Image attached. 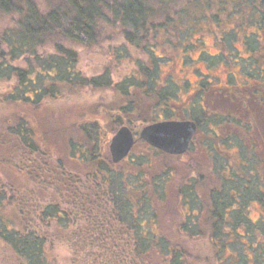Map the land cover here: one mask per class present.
I'll return each mask as SVG.
<instances>
[{"label":"trees","instance_id":"1","mask_svg":"<svg viewBox=\"0 0 264 264\" xmlns=\"http://www.w3.org/2000/svg\"><path fill=\"white\" fill-rule=\"evenodd\" d=\"M214 1L0 0V18L10 16L13 23L0 28V85L11 83L0 88V105L38 109L85 88H112L121 100L107 127L90 119L71 128L67 149L86 173L62 166L58 197L14 211L17 190L0 183V240L21 264H50L48 248L56 231L74 232L69 236L74 253L94 258L95 264H192L197 257L188 240L200 238L209 241L214 264H264V0H216V14L209 11ZM191 6L221 26L216 35L223 50L202 53L209 66L227 67L228 84L217 87L213 76L204 74L191 102L178 108L179 86L171 76L159 78L161 58L151 53L158 35L182 17L187 20ZM232 19L237 28L226 27ZM109 29L150 54V66L138 61L137 73L121 81H114L109 70L96 76L81 72L75 45L92 47L104 34L110 38ZM246 31L248 55L242 56L234 38ZM120 47L115 52L123 55ZM211 96L234 109L205 106ZM143 102L152 107L146 124L192 119L198 126L192 144L204 135L199 147L207 161L190 164L188 176L174 188L182 210L178 229L187 241L171 239L161 222L175 168H157L143 155L132 159L133 153L119 163L111 158V137L121 126L142 120ZM181 109L188 112L178 115ZM9 118L1 122V132L24 151L42 153V131L30 115L18 110Z\"/></svg>","mask_w":264,"mask_h":264},{"label":"rangeland","instance_id":"2","mask_svg":"<svg viewBox=\"0 0 264 264\" xmlns=\"http://www.w3.org/2000/svg\"><path fill=\"white\" fill-rule=\"evenodd\" d=\"M219 5L215 0L212 9L209 11L214 12V14L218 13ZM202 11L198 7H189L187 15L191 13L187 16V20L182 17V21L169 26L168 31L164 34L160 33L158 35L159 42L154 47V52L151 53L156 58H161L158 61L159 78L165 81L171 76V81L179 86L176 98L178 108H183L191 102V95L197 90L204 74L213 76L214 84L217 87H224L228 84V69L225 65L209 66V62H207L209 60H203L204 54L202 52L216 55L223 50V47L217 38L221 34V26L216 24L214 20L203 17ZM237 24L238 21L232 19L226 27L237 28ZM11 25H13L12 17L0 18V28ZM114 30L118 31L117 29H109L108 34L113 32L110 34V38L104 34L101 42L92 47L75 45L79 52L78 66L81 72L89 76H96L109 70L114 81H121L137 73L138 61L150 66L151 55L126 43L124 37ZM246 34L247 31L240 33L239 38H234V46L242 56L248 55L243 43V37ZM122 44L123 55L116 54V50H120ZM17 63L21 64V62ZM10 86L11 83L3 82L0 88L6 90ZM133 93L136 94L137 92L134 91ZM120 103L118 93L112 88H85L68 92L38 109L15 107L7 104L0 105V125L2 121L10 119L9 117L15 111L22 110L30 115V118L34 120V126L42 131L39 138L42 142L39 143L42 153L31 154L29 151L21 149L11 137L1 132L0 128V183L13 185L17 190V205L12 209L15 211L16 208H19L18 205L31 209L43 204L45 199L49 201L58 197L59 192L63 191L64 187L62 166L67 170L81 172L84 175L86 173L83 172L84 166L73 160L67 149L66 141L71 136V128L76 127L81 121L90 119H96L102 123L103 127H107L113 117L114 109ZM141 105L139 109L142 112V120H134L131 124L135 132L138 133L152 115V107L148 103L143 102ZM205 106L215 110L220 108L234 109L229 102L212 96L207 98ZM186 112L188 110L182 111L181 109L178 115L183 116V113ZM203 138L204 135H199L197 142L191 145V149L187 153L170 155L169 157L156 153L146 143L139 141L131 155L132 159L143 155L154 161L157 168L162 169L167 164L176 170L169 190V201L161 206L162 226L173 240L187 241V239L182 238L178 229L182 210L174 188L188 176L190 164L200 166L207 161L204 151L199 147ZM123 165L129 167L128 162ZM30 172L36 173V175H32V177L29 175ZM256 215L257 212L252 214L254 218ZM19 219L17 218V220ZM25 220L27 221V219ZM56 233L53 244H50L48 248L50 264H95L94 258L87 260L85 254L74 253L75 250L69 245L70 231H56ZM188 241H190L188 244L190 253L197 257L190 259L192 264H214L212 259L210 261L212 250L207 239L200 238ZM199 258L201 260H198ZM206 258H209V261H206ZM0 264H21L2 240H0Z\"/></svg>","mask_w":264,"mask_h":264},{"label":"water","instance_id":"3","mask_svg":"<svg viewBox=\"0 0 264 264\" xmlns=\"http://www.w3.org/2000/svg\"><path fill=\"white\" fill-rule=\"evenodd\" d=\"M197 128L193 120H161L144 126L139 137L166 153L181 155L188 151ZM135 143L134 130L128 125L121 126L109 143L112 161L119 163L125 159Z\"/></svg>","mask_w":264,"mask_h":264},{"label":"flooded vegetation","instance_id":"4","mask_svg":"<svg viewBox=\"0 0 264 264\" xmlns=\"http://www.w3.org/2000/svg\"><path fill=\"white\" fill-rule=\"evenodd\" d=\"M164 120V119H163ZM167 120H192V119H185V118H175V119H167ZM159 121H161V120H159ZM158 122V121H157ZM125 125H127V124H125ZM148 125V124H147ZM130 128H132L133 130H134V128L132 127V126H130V125H128ZM146 126V125H145ZM144 127V126H143ZM142 127V128H143ZM198 127V126H197ZM141 128V129H142ZM197 130H198V128H197ZM141 131V130H140ZM140 131H139V133H140ZM139 133L138 132H135V130H134V134H135V138H136V143H135V145L139 142V140H141V141H143V142H145L144 140H142V139H140V137H139ZM197 133V132H196ZM196 135V134H195ZM195 137V136H194ZM194 137H193V139H192V141H191V143H190V146H189V149H190V147H191V145H192V142H193V140H194ZM112 138V137H111ZM111 140V139H110ZM110 143V142H109ZM148 146H150V147H152V148H154V149H156L157 151H161V152H164V151H162V150H160V149H157V148H155V147H153V146H151L150 144H148L147 142H145ZM135 145H134V147H135ZM134 147L132 148V150H131V152L128 154V156L125 158V159H127L132 153H133V149H134ZM189 149H188V151H189ZM187 151V152H188ZM187 152H185V153H187ZM164 153H166V152H164ZM184 153V154H185ZM166 154H169V153H166ZM169 155H171V156H175V155H172V154H169ZM182 155V154H181ZM125 159H123V160H125ZM122 160V161H123Z\"/></svg>","mask_w":264,"mask_h":264}]
</instances>
